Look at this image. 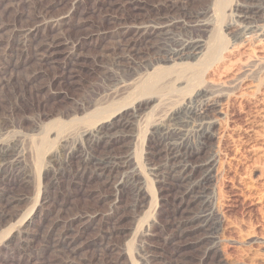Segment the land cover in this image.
Here are the masks:
<instances>
[{
  "label": "rangeland",
  "instance_id": "374dc122",
  "mask_svg": "<svg viewBox=\"0 0 264 264\" xmlns=\"http://www.w3.org/2000/svg\"><path fill=\"white\" fill-rule=\"evenodd\" d=\"M238 1L0 0V147L12 148L0 171V264H264V37H241ZM191 40L225 49L218 68L181 90L158 82L157 101L133 115L150 96L142 88L172 66L164 52ZM222 83L215 137L186 160L213 159V179L190 194L205 171L185 185L151 174L165 163L160 125L199 87ZM112 115L101 140L82 142ZM192 123L179 143L196 147Z\"/></svg>",
  "mask_w": 264,
  "mask_h": 264
},
{
  "label": "bare ground",
  "instance_id": "6f19581e",
  "mask_svg": "<svg viewBox=\"0 0 264 264\" xmlns=\"http://www.w3.org/2000/svg\"><path fill=\"white\" fill-rule=\"evenodd\" d=\"M258 1H261V0H240L234 5L233 10L231 11V15L233 16L232 24L239 28V32H240L239 34H241V37L242 36L244 37V35L258 36V38L264 37V7L257 5L256 3ZM263 1L264 0H262V2ZM33 33H34V30H28L26 36H28L29 38H32ZM224 53H225V49L213 48L211 50L209 49L206 43L202 41H192V40L188 42L186 41L181 42L179 45V48L175 51L173 50L165 51L163 56L159 60L160 62L168 63V64H171L172 66L170 68L167 67L166 70H163L162 73L158 72L154 74L151 77L150 82L147 83L142 88V92L150 96L146 97L147 99H144L143 101L141 99V101L137 102L134 105L133 110H132L133 115L140 113V111H142L143 109L147 108L149 105L157 101L155 100L154 93H156L155 85L158 82H161L162 80L165 79L164 81H167V83L171 84V81L175 79L174 80L175 82H172V84L177 83L178 87H181V88H178L179 90H181L182 86L185 85L184 87L185 89L186 87L191 86L192 83L199 81L200 78L203 79V77L205 76L209 77L211 73L214 72V69L215 68L217 69L218 68L217 66H219V64L223 61ZM206 54H207V62H206L207 64L204 68L199 69L198 63L202 62L201 59L204 56H206ZM193 60H196L197 62L195 64L188 63L189 61L192 62ZM227 69L228 68L226 67V70ZM171 76L172 77L176 76V78H172ZM219 79L221 78L219 77ZM223 83L220 86V88H216V89H212L208 87H199L197 91H194L192 96L184 100V103L181 104L180 106L181 108H179L177 111L175 110V112H172L170 115H167L168 117L166 119V122L160 125V127L163 130V135H164L162 137L166 139V140H163L165 144L162 147V149L165 152V163L161 165L162 166L161 168H159L160 167L159 165H158L159 166L158 168H155V167L152 168L151 174H155L156 176L158 175L163 176V174L164 175L166 174V176L170 178H176V180H179L180 184L185 185L186 183L190 182V181L189 182L187 181L194 172H197L198 170L205 171L206 173L205 174L203 173L204 175L198 181L195 180V183L191 182L192 184H189L190 189L188 190V192L190 194H195L199 191L206 192L209 190L208 185L213 179V176L209 173V171L214 166V163H215L214 160L208 159L204 161L202 164L196 165L194 167L189 166L190 164L188 165V162L186 160L198 157L204 148V147H201V145L204 146L205 144L203 141H206L210 138L215 137V134H213L211 131L218 121L216 117L220 111L218 110L217 107L219 106L220 100L226 96V93H224L223 91V88L225 87ZM116 119H117L116 115H112L110 117L108 116L107 119L100 120L98 122L96 121V123L92 124V127L87 128L85 130L83 129V131L81 132L82 135L80 134L81 135L80 137H82V142H89L91 140L94 141L95 139L98 141L101 140V138H103V136H105L108 133V131L115 125V123H117ZM192 121L193 122L195 121V122L192 123ZM190 123L197 124L195 128L197 129L199 145L197 144L198 146L196 147H192L190 144L189 145L184 144L185 142L179 143L180 142L179 135H180L181 129L188 127ZM61 130H59V132ZM63 134L64 135L61 138V146L63 145V148H64V144H66L67 141L71 138L72 133L67 131ZM193 136L194 135H192V137ZM75 145H77V143ZM79 146L83 147V144L80 145V142H79L77 146L78 149H80ZM11 149L12 148L9 147V145L7 147L6 146L0 147V171L3 165L6 164L7 160L9 159V156L12 153ZM57 153L53 155L56 156ZM99 162L100 163L98 164L101 165V167H103L102 165V162H103L106 164V167L112 166L111 169H114V166L116 165L115 159H109L107 161L103 159ZM88 165L89 164L87 163V166ZM207 204L211 205V202L205 201L204 206H206ZM213 225L215 224L213 223Z\"/></svg>",
  "mask_w": 264,
  "mask_h": 264
}]
</instances>
